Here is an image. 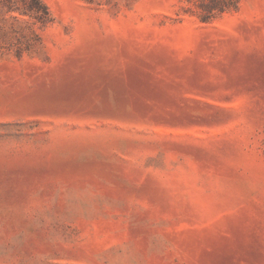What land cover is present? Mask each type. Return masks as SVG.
<instances>
[{
    "label": "rangeland",
    "instance_id": "obj_1",
    "mask_svg": "<svg viewBox=\"0 0 264 264\" xmlns=\"http://www.w3.org/2000/svg\"><path fill=\"white\" fill-rule=\"evenodd\" d=\"M35 1L0 0V264H264V0Z\"/></svg>",
    "mask_w": 264,
    "mask_h": 264
},
{
    "label": "trees",
    "instance_id": "obj_2",
    "mask_svg": "<svg viewBox=\"0 0 264 264\" xmlns=\"http://www.w3.org/2000/svg\"><path fill=\"white\" fill-rule=\"evenodd\" d=\"M37 2H38V4L41 5V3L39 2V0H36V1H35V3H37ZM42 6H43V5H42ZM44 8H46L45 5H44ZM46 9H47V8H46Z\"/></svg>",
    "mask_w": 264,
    "mask_h": 264
}]
</instances>
